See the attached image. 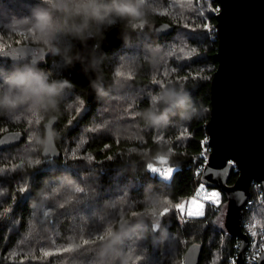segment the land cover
<instances>
[{
  "label": "trees",
  "instance_id": "obj_1",
  "mask_svg": "<svg viewBox=\"0 0 264 264\" xmlns=\"http://www.w3.org/2000/svg\"><path fill=\"white\" fill-rule=\"evenodd\" d=\"M37 3L0 0V45L4 49L23 43L41 46L22 26ZM146 5L148 24L139 33H132L130 44L123 41L102 59L108 97L97 95L88 101L86 84L74 80L71 67L63 66L62 61L57 63L59 58L46 50L44 56L30 60L71 82L57 114L59 158H44L40 151H34L31 159L23 155L28 146L29 116L13 119L0 113V136L18 130L25 134L19 145L0 149V169L4 170L0 172V264H97L100 243L86 246L91 249L88 252L83 248L71 253L59 250L103 229L114 231L125 222H130L133 231L120 246L121 255L115 264H122V259L128 264H183L184 254L193 243L203 245L199 264L236 261L240 238L225 228L228 197L224 190L208 186L221 191V205H207L202 218L182 219L175 209L176 203L193 196L204 183L202 170L211 150L206 126L211 111V80L218 66L219 1L146 0ZM162 21L172 24L174 31L156 36L152 26ZM58 42L61 46L67 43L64 38ZM152 55L156 60L149 65L146 58ZM27 62L0 58V72ZM122 62L130 66L132 78L114 86L118 81L116 67ZM165 86L190 93L198 113L184 122L174 110L166 126L146 127L137 113L147 108L151 97ZM82 102V113L78 114L73 105ZM47 119H40L41 129ZM31 120L36 121V117ZM105 145L110 147L106 149ZM73 151L77 157L91 155L94 159L73 158ZM161 155L174 167L169 181L147 170V164L155 163ZM238 175L235 167L228 184H234ZM69 176L79 182L84 193L64 187L49 199L37 196L42 186L50 194L61 179ZM21 188L27 190L21 192ZM146 196H159L155 215L148 212L152 207H146ZM69 199H73L71 203ZM60 204L65 206L61 208ZM164 207L170 211L160 217ZM141 213L145 214L142 220ZM255 219L256 226L264 225V192L257 182L251 184L242 218L245 233ZM154 225L159 227L154 229ZM45 251L54 254L45 257Z\"/></svg>",
  "mask_w": 264,
  "mask_h": 264
},
{
  "label": "water",
  "instance_id": "obj_2",
  "mask_svg": "<svg viewBox=\"0 0 264 264\" xmlns=\"http://www.w3.org/2000/svg\"><path fill=\"white\" fill-rule=\"evenodd\" d=\"M220 10L216 15L218 66L211 80V111L207 123L210 153L202 170V179L207 186H215L227 193L228 201L224 225L229 234L240 238V246L235 264H245L246 251L250 245L247 233L242 229V218L251 196V184L257 182L264 190V0H218ZM174 31L169 22H157L152 26L156 36L168 35ZM120 27L111 29L106 38L88 41L87 47L78 46L83 64L75 62L71 67V77L87 86V100L97 94L91 81L102 76V63L97 71H85L93 58L100 59L112 48L123 42ZM99 45V51L93 45ZM45 55L42 46L30 43L18 44L11 50L4 49L0 58L36 60ZM59 117L52 127L58 125ZM0 149L19 145L25 138L23 131H9L0 140L9 137ZM44 158H59L61 150L56 141L53 148L42 152ZM239 175L234 184L228 179L234 168ZM226 169V172H225ZM243 192L241 196L238 193ZM203 245L191 244L185 254L183 264H199ZM264 264V251L257 259Z\"/></svg>",
  "mask_w": 264,
  "mask_h": 264
},
{
  "label": "clouds",
  "instance_id": "obj_3",
  "mask_svg": "<svg viewBox=\"0 0 264 264\" xmlns=\"http://www.w3.org/2000/svg\"><path fill=\"white\" fill-rule=\"evenodd\" d=\"M148 15L145 0H38L30 16L22 21V26L34 32L35 41L52 56L59 58L57 63L62 61L63 66L69 67L74 66L75 62H84L77 44L82 48L87 47L88 41L103 40L108 31L117 27L121 29L124 43L130 44L132 33H139L148 24ZM60 38H64L67 43L61 46L58 42ZM93 50L99 51V45H93ZM102 59L93 58L85 71H97ZM146 59L149 65H153L156 57L152 55ZM119 84V81L114 82V86ZM91 86L99 97L110 95L100 75L91 81ZM70 87V81L57 78L50 68H42L39 63L28 61L14 65L10 70L0 72V113L13 119L40 114L54 124L65 90ZM174 110L184 122H190L198 113L190 93L174 86H165L151 97L149 106L137 115L146 127L159 128L167 125L169 113ZM57 136L49 123H44L43 129L38 124L34 125L29 139L30 150L47 152L54 147ZM64 187L71 192L82 188L70 176L61 179L55 189ZM48 195L44 186L37 190L41 200ZM145 201L146 207H155L158 203L154 196H146ZM139 218L144 219L145 214L141 213ZM132 231L130 222L109 231L96 250L97 264H115L121 255L120 246ZM122 264H128V260L122 259Z\"/></svg>",
  "mask_w": 264,
  "mask_h": 264
},
{
  "label": "snow or ice",
  "instance_id": "obj_4",
  "mask_svg": "<svg viewBox=\"0 0 264 264\" xmlns=\"http://www.w3.org/2000/svg\"><path fill=\"white\" fill-rule=\"evenodd\" d=\"M145 2H146V0H145ZM141 27H143V25H141ZM205 27H207V25H205ZM21 35H23V34H21ZM28 35H30L33 39H35V33L34 32H29ZM25 38H27V37H25ZM0 53H4V45H0ZM116 75L117 76H125V73L117 72ZM127 78L131 79L132 77L129 74ZM32 123H33V121L31 119H29L28 120L29 126H31ZM35 123L39 124L40 118H36ZM10 139H12L11 136L5 140H0V145L7 144L8 140H10ZM29 139H30V137H29ZM104 147L107 149L108 147H110V145H105ZM72 157L73 158H83L87 161H92L94 159V157L91 155H88L86 157H77L75 151L72 152ZM108 159H112V157L109 156ZM158 159H159V163L161 165H167L168 164L167 158L159 157ZM29 163H31V162H29ZM37 163H39V161H37ZM15 167H19V165H16ZM147 170L150 173L157 174L159 176V178H161L164 181L171 180L173 178V174H174V168L171 166L157 167L151 163L147 164ZM3 171H4L3 169H0V172H3ZM225 172H226V169H225ZM26 190L27 189H25V188L20 189L21 192H24ZM59 192H60L59 189L54 188V189H52V192L48 196L45 197V199H49L51 195L59 194ZM76 193H78V194L84 193V189L77 188ZM238 194L241 196L244 195L243 192H240ZM221 196H222V193L220 190L215 189V188H213L212 190H209V188L204 183H200L198 189L195 192V195L189 200H186V201L180 202V203H176L175 209L181 217L202 218L205 216L206 205H210V206H213L216 208H218L221 205ZM72 200L73 199H69L68 202L71 203ZM164 203H169V202L167 200H165ZM64 206H65L64 204H60L61 208H63ZM169 211H170L169 207H164L163 210L160 211V213H159L160 217H164L166 214L169 213ZM148 212L152 215H155L156 208L152 207V208L148 209ZM43 214L47 215L46 212ZM153 227L155 229V228H158L159 225H154ZM105 231H110V227H109V229H107V230L103 229L102 231L97 232V233L89 236L88 238H81L80 243L70 244L69 246L62 248L59 251L62 253H71L77 249L83 248L85 250V252H88L91 249L87 248L86 246L97 245V244L102 243L104 241ZM251 235L253 237H255L256 232H252ZM260 249H261V251H264V244L260 245ZM53 254H54L53 252H49V251L43 252V255L45 257L51 256ZM258 258H259V254H257L256 256L253 257V259H258ZM232 264H235V262H232Z\"/></svg>",
  "mask_w": 264,
  "mask_h": 264
},
{
  "label": "rangeland",
  "instance_id": "obj_5",
  "mask_svg": "<svg viewBox=\"0 0 264 264\" xmlns=\"http://www.w3.org/2000/svg\"><path fill=\"white\" fill-rule=\"evenodd\" d=\"M216 32H217V30H216ZM132 57V56H131ZM130 57L128 56L127 58H123L122 59V61H124L125 59H129ZM121 60V59H120ZM117 72H123V73H125V76H118L117 78H116V80H118V81H121L120 83H124V81H126V79H128L127 77H128V75L129 74H131V68H130V66L128 65V63H123L122 62V64H119L117 67H116V73ZM120 86H122V85H120ZM83 105H84V103L82 102L81 104H78V103H76V105H73V107L76 109V113H82L81 112V110L83 109ZM72 106V105H71ZM79 110V111H78ZM42 118L43 116L42 115H40V114H33V115H30L28 118ZM34 125H36V123H35V121L32 123V125L31 126H29L28 127V130H29V137H30V133H31V131L33 130V126ZM103 125V124H102ZM104 127H107L106 125L104 126ZM96 129H97V127H95ZM28 144V146H26V148L25 149H28L26 152H25V149H23V152L22 153H24L23 155H26L28 158H30V157H32L31 155L32 154H34V151H31L30 149H31V146H30V144H29V139H28V142H27ZM159 157H165V158H167L166 156H163V155H161V156H159ZM158 157V158H159ZM157 158V161L155 162V163H153L155 166H157V167H164V166H166V165H161L160 163H159V159ZM31 159V158H30ZM33 160V159H32ZM167 160H168V158H167ZM168 164H170V162L168 161ZM167 164V166H171V165H168ZM172 167V166H171ZM174 168V167H173ZM204 168V167H203ZM207 186V185H206ZM199 187V186H198ZM198 187H197V189H198ZM208 187V186H207ZM209 188V190H212L213 188H211V187H208ZM215 189H218V188H215ZM219 190V189H218ZM195 195V194H194ZM193 195V196H194ZM193 196H191V197H189V198H186V199H182L180 202H184V201H186V200H189V199H191ZM157 200H159V196H156L155 197ZM262 199V197H260V200ZM259 200V201H260ZM179 202V203H180ZM207 206V205H206ZM155 208H157V206H155ZM226 213V212H225ZM184 217H182V219H183ZM258 221V220H257ZM262 224V225H261ZM257 225V223H256V219H255V221H254V225H251V226H249L248 228H255L256 229V232H257V236H256V241L253 243V250L256 248V247H260V245L261 244H264V234H262L261 233V231L264 233V225H263V223H258V225H260V226H256ZM261 234H260V233ZM255 245V246H254ZM63 246H66V245H63ZM253 250H250L249 252H250V254H251V256H253ZM217 260V259H216Z\"/></svg>",
  "mask_w": 264,
  "mask_h": 264
},
{
  "label": "built area",
  "instance_id": "obj_6",
  "mask_svg": "<svg viewBox=\"0 0 264 264\" xmlns=\"http://www.w3.org/2000/svg\"><path fill=\"white\" fill-rule=\"evenodd\" d=\"M167 166V165H166ZM264 192V190H263ZM252 232H256V229L255 228H248L247 230V234L249 236V239H250V245L246 251V257H245V264H257V259H253L254 256H256L257 254H260L262 253L260 247H256L254 250H253V243L256 241V236H257V232H256V236L253 237L251 235ZM250 250H253V256H251L250 254Z\"/></svg>",
  "mask_w": 264,
  "mask_h": 264
}]
</instances>
